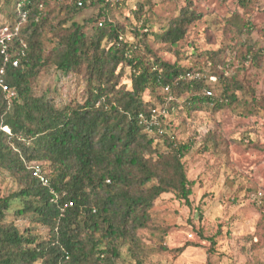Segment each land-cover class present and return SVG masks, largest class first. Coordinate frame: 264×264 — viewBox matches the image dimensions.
<instances>
[{"label": "trees", "instance_id": "16d2710c", "mask_svg": "<svg viewBox=\"0 0 264 264\" xmlns=\"http://www.w3.org/2000/svg\"><path fill=\"white\" fill-rule=\"evenodd\" d=\"M169 1L181 5L178 14L155 31L142 4L130 11L135 23L129 17L126 26L111 21L107 0H4L9 21L0 30L6 24L20 29L9 45L18 67L5 62L0 45V70L14 92L9 99L0 86V173L19 188L0 197V264H122L123 246L132 263L145 264L138 231L148 228L162 195L190 203L194 183L183 159L195 142L178 140L164 118L149 127L140 115L158 106L169 115L210 106L264 111V95L248 74L264 66V28L251 17L259 0H236L239 9L225 19L224 30L236 34L244 51L230 75L228 52L200 54L189 41L191 28L204 18L199 0L163 2ZM104 2L97 15L76 21ZM127 27L136 41L127 38ZM152 43L176 56H201L202 66L168 62ZM49 66L81 78V103L58 107L34 95L32 80ZM187 73L200 78L187 79ZM207 88L213 97L205 95ZM213 134L203 140L212 143ZM34 164L50 187L33 176ZM21 217L30 220L24 229L15 222Z\"/></svg>", "mask_w": 264, "mask_h": 264}, {"label": "rangeland", "instance_id": "374dc122", "mask_svg": "<svg viewBox=\"0 0 264 264\" xmlns=\"http://www.w3.org/2000/svg\"><path fill=\"white\" fill-rule=\"evenodd\" d=\"M108 1L111 21L126 26L129 17L135 23L130 11L142 4L155 31L175 17L181 6L164 0ZM104 4L85 10L76 21L82 23L97 15ZM197 7L204 18L191 28L189 41L199 53L220 49L228 52L229 75L232 74L244 55L235 40L236 34L224 30L225 19L239 9L236 0H199ZM256 8L252 22L264 28V0H259ZM7 20L4 0H0V23ZM127 32L129 40H137L128 27ZM152 47L168 62L202 66L201 56L186 58L167 51V47L158 51L161 46L155 43ZM183 49H188L186 43ZM248 74L254 77L258 94L264 95V66L261 70H249ZM84 86L80 77L64 74L54 66L42 69L32 80L34 95L58 107L81 103ZM165 122L178 140L195 142L183 159L187 176L194 183L193 193L189 204L173 194L156 200L148 228L138 231L145 264H264V111L243 105L215 111L210 106L191 115L170 113ZM210 132H214V139L207 143L203 139ZM159 145L160 149H167ZM18 188L13 178L0 173V197ZM14 219L12 214L8 216L9 221ZM29 221L21 217L15 222L19 229H24ZM38 230L44 236L48 233L44 228ZM127 250L123 246L121 262L134 264Z\"/></svg>", "mask_w": 264, "mask_h": 264}, {"label": "built area", "instance_id": "2783aa9c", "mask_svg": "<svg viewBox=\"0 0 264 264\" xmlns=\"http://www.w3.org/2000/svg\"><path fill=\"white\" fill-rule=\"evenodd\" d=\"M24 1H29V0H24ZM108 2V0H107ZM79 5L81 6L82 4L79 3ZM26 13L23 15V19L26 18ZM19 25H4L1 30H0V45H1V54L4 57V60L6 63H12V65L14 67H18L19 66V59H14L11 62V55L9 53V45L10 43L13 42V38L17 35H19ZM0 86L2 87L3 91L5 93H7V96L9 99H11L12 97H14V92L5 84L4 82V70L1 69L0 70ZM187 79L190 80H195V79H199L200 78V74L199 73H187L186 75ZM210 82L211 83H215L217 78L215 76H210ZM165 93H169L170 89L169 87H166L164 89ZM204 93L206 96L208 97H213L214 96V91L211 88H207L204 89ZM172 98L170 97L169 100H171ZM169 115V110L167 107L165 106H158L153 108L150 111L149 115H143L141 114L139 119L140 121L145 124L150 126H154V125H159L160 119L161 118H167ZM4 131H6L8 134H10V130L5 127ZM33 176L36 177L44 186L46 187H50V182L48 177H46L43 173V170L41 168L40 165L38 164H34L33 166ZM72 203H68L65 204L64 206H62L63 208H61V211L64 212L65 209H67L68 207H71ZM190 238H192V235H189Z\"/></svg>", "mask_w": 264, "mask_h": 264}]
</instances>
